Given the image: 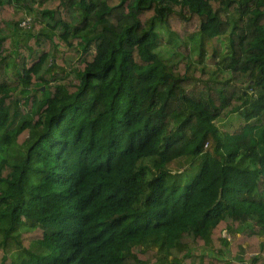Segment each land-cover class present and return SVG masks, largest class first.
<instances>
[{"label": "trees", "instance_id": "trees-1", "mask_svg": "<svg viewBox=\"0 0 264 264\" xmlns=\"http://www.w3.org/2000/svg\"><path fill=\"white\" fill-rule=\"evenodd\" d=\"M0 264H264V0H0Z\"/></svg>", "mask_w": 264, "mask_h": 264}, {"label": "rangeland", "instance_id": "rangeland-1", "mask_svg": "<svg viewBox=\"0 0 264 264\" xmlns=\"http://www.w3.org/2000/svg\"><path fill=\"white\" fill-rule=\"evenodd\" d=\"M235 120L236 119H231L230 121H224L222 123V127H223L222 129H224L226 131L232 130L236 126V124H237V122ZM171 169L175 170L177 168L174 167V166H172Z\"/></svg>", "mask_w": 264, "mask_h": 264}, {"label": "built area", "instance_id": "built-area-1", "mask_svg": "<svg viewBox=\"0 0 264 264\" xmlns=\"http://www.w3.org/2000/svg\"><path fill=\"white\" fill-rule=\"evenodd\" d=\"M24 23H25V22H24ZM24 23H23V24H24Z\"/></svg>", "mask_w": 264, "mask_h": 264}, {"label": "water", "instance_id": "water-1", "mask_svg": "<svg viewBox=\"0 0 264 264\" xmlns=\"http://www.w3.org/2000/svg\"><path fill=\"white\" fill-rule=\"evenodd\" d=\"M42 90H43V88H42Z\"/></svg>", "mask_w": 264, "mask_h": 264}]
</instances>
